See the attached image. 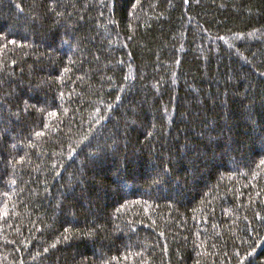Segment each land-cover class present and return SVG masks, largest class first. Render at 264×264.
Wrapping results in <instances>:
<instances>
[{
  "label": "trees",
  "instance_id": "16d2710c",
  "mask_svg": "<svg viewBox=\"0 0 264 264\" xmlns=\"http://www.w3.org/2000/svg\"><path fill=\"white\" fill-rule=\"evenodd\" d=\"M0 264H264V0H0Z\"/></svg>",
  "mask_w": 264,
  "mask_h": 264
}]
</instances>
